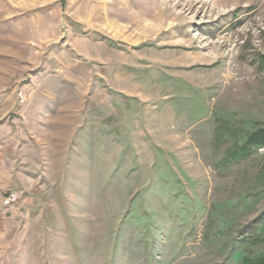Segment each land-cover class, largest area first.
<instances>
[{
    "label": "rangeland",
    "instance_id": "374dc122",
    "mask_svg": "<svg viewBox=\"0 0 264 264\" xmlns=\"http://www.w3.org/2000/svg\"><path fill=\"white\" fill-rule=\"evenodd\" d=\"M259 128L264 0H0V264L257 260Z\"/></svg>",
    "mask_w": 264,
    "mask_h": 264
},
{
    "label": "trees",
    "instance_id": "16d2710c",
    "mask_svg": "<svg viewBox=\"0 0 264 264\" xmlns=\"http://www.w3.org/2000/svg\"><path fill=\"white\" fill-rule=\"evenodd\" d=\"M223 128L228 130L226 122H224ZM225 126V127H224ZM222 130V127H219ZM229 132V131H227ZM264 146V128H259L254 132L247 134V140L244 144L240 145L239 142H236L228 152L226 153L225 160L229 161H241L245 160L250 156L252 149L256 147ZM248 264H264V255L260 256L257 260H245Z\"/></svg>",
    "mask_w": 264,
    "mask_h": 264
},
{
    "label": "crops",
    "instance_id": "0c3cea01",
    "mask_svg": "<svg viewBox=\"0 0 264 264\" xmlns=\"http://www.w3.org/2000/svg\"><path fill=\"white\" fill-rule=\"evenodd\" d=\"M31 168H32V170H35V171L31 172V174H29V175H26L27 176V178H26L27 190L35 192V191H37L40 183H37L36 179L32 176V174L36 175L38 173L39 167H38V165L32 164ZM10 185L14 188L19 187V184H17V183H10ZM19 222H20L19 219H17V217H15V216H12L9 218L5 217L3 219L4 229L9 230V228L11 226L19 224Z\"/></svg>",
    "mask_w": 264,
    "mask_h": 264
},
{
    "label": "built area",
    "instance_id": "2783aa9c",
    "mask_svg": "<svg viewBox=\"0 0 264 264\" xmlns=\"http://www.w3.org/2000/svg\"><path fill=\"white\" fill-rule=\"evenodd\" d=\"M19 100L21 102H26L28 100L27 94H24L22 91L19 93ZM19 201V197L16 193L10 192L8 193L4 199H3V204L5 207H11L15 204H17Z\"/></svg>",
    "mask_w": 264,
    "mask_h": 264
}]
</instances>
